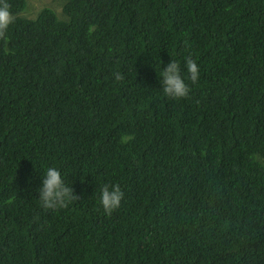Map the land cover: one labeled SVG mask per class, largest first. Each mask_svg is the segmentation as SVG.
I'll return each instance as SVG.
<instances>
[{
    "label": "trees",
    "instance_id": "16d2710c",
    "mask_svg": "<svg viewBox=\"0 0 264 264\" xmlns=\"http://www.w3.org/2000/svg\"><path fill=\"white\" fill-rule=\"evenodd\" d=\"M59 1L29 19L8 0L0 264H264V0ZM171 59L179 101L155 71ZM47 164L63 208L38 204ZM105 183L123 192L111 214Z\"/></svg>",
    "mask_w": 264,
    "mask_h": 264
},
{
    "label": "clouds",
    "instance_id": "9594fccd",
    "mask_svg": "<svg viewBox=\"0 0 264 264\" xmlns=\"http://www.w3.org/2000/svg\"><path fill=\"white\" fill-rule=\"evenodd\" d=\"M27 4L28 0H27ZM26 18L35 19L34 17ZM13 23V13L8 0H0V37L8 32ZM184 71L187 73V80L195 84L199 79V69L195 60L191 56L183 59ZM159 84L162 94L177 101L186 98L189 95L190 87L186 82L185 76L181 73L180 61L171 59L163 68L161 65L158 70ZM117 80L121 79L119 73H115ZM41 184L38 188V204L43 209H57L66 206L68 201L73 198V191L65 184V178L61 171L54 164L41 166ZM123 198V192L118 183L103 184L97 193L98 206L106 213L111 214L117 209Z\"/></svg>",
    "mask_w": 264,
    "mask_h": 264
},
{
    "label": "rangeland",
    "instance_id": "374dc122",
    "mask_svg": "<svg viewBox=\"0 0 264 264\" xmlns=\"http://www.w3.org/2000/svg\"><path fill=\"white\" fill-rule=\"evenodd\" d=\"M29 12H26L27 17H34L37 15L38 11L44 7H49L57 11L59 15H62V2L59 0H28Z\"/></svg>",
    "mask_w": 264,
    "mask_h": 264
}]
</instances>
